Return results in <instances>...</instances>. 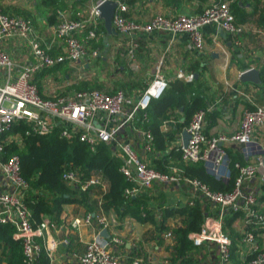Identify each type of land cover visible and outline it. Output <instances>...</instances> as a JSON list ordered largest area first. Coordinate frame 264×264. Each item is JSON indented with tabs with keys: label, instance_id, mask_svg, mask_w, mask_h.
Returning a JSON list of instances; mask_svg holds the SVG:
<instances>
[{
	"label": "built area",
	"instance_id": "1",
	"mask_svg": "<svg viewBox=\"0 0 264 264\" xmlns=\"http://www.w3.org/2000/svg\"><path fill=\"white\" fill-rule=\"evenodd\" d=\"M104 1L96 0L90 7L71 6L74 16L58 20L49 38L38 33L29 17L6 12L0 7V224L14 228L13 238L22 243L23 264H38L42 251L46 252L50 264H56L59 245L68 241L51 234V230L57 227L55 221L37 222L34 218L27 203L32 187L22 174L21 158L17 153L5 158V146L13 142H7L10 134L15 135L17 141L20 136L48 135L57 127L60 128V137L84 142L92 151H96L101 143L111 147L113 156L122 160L120 171L130 183L124 191L126 197L135 196L140 189L156 184L187 185L191 194L189 205L201 200L203 208H209L204 212L200 230L190 232L189 238L195 246L205 242L216 244L220 264L232 262L233 238L226 226V217L238 213L232 226L239 223L241 230L237 238L241 247V264H264V207L260 202L264 154L258 153L264 149V141L258 139L256 132L264 129V105L254 103V109H246L240 128L232 135L209 136L205 127L210 108L196 111L186 127L190 133L188 145L184 146L182 141L177 147L181 150V161L172 160L167 171H160L140 157L133 142L124 139L122 133L128 126L144 123L151 102L159 99L168 88L170 81L161 69L139 94L124 89L108 92L93 88L62 91L49 97L44 95L45 91L37 81L38 73L63 64L83 68L85 63L89 65L103 56V49L92 47L91 42L105 36L99 30L103 19L98 9ZM115 1L118 4L113 24L120 38L117 54L132 64L137 58L139 36L144 33L164 31L173 37L185 33L189 36L188 49L201 51L205 46L202 31L205 26L220 27L235 37L245 28L237 21L232 5L246 0H209L201 13L174 17L158 13L148 21L130 15L131 0ZM262 4L264 6V0ZM9 41L24 46L32 60L21 62L15 59L7 45ZM124 46L125 49L120 51ZM57 48L59 51L55 52ZM56 76L65 82L67 75L60 70ZM178 77L191 81L194 74L181 70ZM15 126L22 127V130L10 133ZM142 138L143 151L153 152L155 138L152 131L142 129ZM236 145L244 146L246 159L255 153L259 154L258 160L246 163L237 160L232 164L228 147L235 149ZM200 161L218 180L228 182L236 172L233 189L216 191L198 177L188 175L183 165ZM256 178H259L257 184ZM62 179L69 187L82 191L105 185L102 173L92 171L84 178L81 169L73 162L63 165ZM81 224L90 225L94 236L82 253L74 254L75 264H145L142 257L129 259L123 251L124 240L120 236L110 233L106 238L100 235L103 228H109L106 216L90 211L83 218L76 217L72 221L74 227ZM166 236L171 238L174 234L168 231Z\"/></svg>",
	"mask_w": 264,
	"mask_h": 264
},
{
	"label": "crops",
	"instance_id": "2",
	"mask_svg": "<svg viewBox=\"0 0 264 264\" xmlns=\"http://www.w3.org/2000/svg\"><path fill=\"white\" fill-rule=\"evenodd\" d=\"M65 1L68 4L69 0ZM27 2L28 0H0V7L6 12L32 19L42 37L43 35L51 36L52 27L56 23L50 22L48 17L55 11L59 12L57 22L64 17L74 16V10L71 6L62 8V10H54L46 7L42 0H35L33 1L35 6L31 9ZM89 2L90 7L95 4L96 0H89ZM208 2L209 0H131L130 15L140 21H148L158 13L171 17L180 14H197L205 9ZM239 4L243 10L238 11L241 17L240 19L236 17V19L239 23L244 24V31L235 37L220 27L207 25L202 29L205 36V46L201 51L188 49L189 36L185 33L173 37L164 31H154L139 36V49L134 64L117 54L116 46L120 42L118 35H110L107 32L105 35L107 45L103 49V53L116 56L115 60L119 57L124 62L120 68L119 63H117V67L121 76L120 81H130L134 85L132 88L126 87V90L130 91L129 93L139 94L142 92L144 90L141 88L142 86L135 85L137 83H139L138 85H148L158 69H161L170 82L181 79L178 77L181 70L186 74H194V71L198 69L199 72L194 77L199 78V84L204 90L203 95L207 102L206 107L210 108L206 116V133L209 136L232 135L240 128L246 109H254L255 104L264 105V83L254 84L243 82L240 79L241 72L249 67L264 69V6L262 0H246L239 2ZM102 24L104 21L100 22L99 27ZM7 45L12 56L18 61L32 60L27 49L16 41H9ZM124 49L125 46L120 51ZM58 51L59 48L55 49V52ZM105 54L103 55L104 62L109 58ZM86 64L85 67L90 66V64ZM60 70V68H52L37 74V81L41 89L45 91L44 95L47 94L49 97L58 92L67 91L61 89L63 88L62 80L56 81L58 78L56 74ZM75 70H80V67L72 64L66 74L67 76H65L67 83L64 85L65 87L70 84V72ZM117 85L105 86V88L113 90ZM178 112L181 113V110ZM178 112L170 114L169 118L164 120L161 125V130L167 138V145L170 149L178 147L182 142V131L186 128H177L178 118L181 116ZM133 126L126 127L122 137L127 141H132L140 157L146 160L149 165H153V161L161 158L163 153L156 148L151 153H145L141 146L143 128L138 123L137 126ZM256 132L258 139L264 141V129L262 132ZM243 147L236 145L234 149L233 146H229V154L231 152L240 161L255 162L258 160L259 154L255 153L246 159ZM109 149L112 153L110 146ZM93 172L102 173L105 185L92 187L89 203L92 204L96 201L95 211L106 216L109 232L124 240L122 248L129 259L142 257L145 264H181V260L175 258V238L174 236L167 237L166 233L168 231L173 232L174 228L182 226L184 216L176 213L164 220L163 208L188 206L191 200L189 187L187 185L156 184L151 188L140 189L134 197L142 198L147 203V208L154 212L155 219L154 222L141 221L133 214H122L120 210L106 204L105 195L109 191L110 181L102 170H94ZM258 182L259 178H256L255 183ZM261 189L260 202L264 207V185L261 186ZM197 201L201 203V200ZM203 207V212L209 210L208 207L206 209ZM87 212H90L87 205L70 202L63 205L58 218L47 214L42 216L44 221L50 219L57 223V227L51 230L54 237L68 241V243L59 245L55 254L56 264H75L74 254L82 253L86 243L94 236V229L90 225L81 224L78 227L72 225L74 218H83ZM162 222L167 226L164 230L159 229ZM233 228L238 234L241 232L239 223H236ZM262 243L264 246V237H262ZM240 248L239 246V256ZM187 255L192 259V264H220L218 247L214 243L205 242L201 246H195ZM0 262L6 263L5 256L2 260L0 259ZM230 264H234L233 259ZM238 264H241V261Z\"/></svg>",
	"mask_w": 264,
	"mask_h": 264
},
{
	"label": "trees",
	"instance_id": "3",
	"mask_svg": "<svg viewBox=\"0 0 264 264\" xmlns=\"http://www.w3.org/2000/svg\"><path fill=\"white\" fill-rule=\"evenodd\" d=\"M70 1V0H69ZM73 7L85 5L88 0H71ZM42 3L46 7L58 8L68 7L65 0H43ZM236 17L240 19L239 10H243L239 2L232 5ZM59 12L55 11L48 17L50 22L57 23ZM100 32L107 35L105 25L99 28ZM92 47L104 49L106 47L105 36L98 41L91 42ZM103 59V56L98 59ZM120 66L124 62L117 58ZM61 69L67 74L70 69L68 64L58 65L54 69ZM198 69L194 71V75L198 73ZM261 79L264 83V69L260 70ZM135 84V82H133ZM137 83L135 86H142L145 89L146 84ZM128 82L120 81L113 90H107L105 86L99 82H83L75 87V90L98 88L108 92H115L119 89L126 90V87H133ZM127 91V90H126ZM203 89L199 84V78H193L191 81L176 79L169 83L168 88L159 99H154L148 109V119L144 123L138 122L143 129H150L155 138L154 148L163 153L161 158L153 161L152 167L167 171V165L171 160L181 161V150L177 147L168 148L167 138L161 130L164 120L168 119L170 114L178 112L181 116L178 118L177 128L187 127L194 115L200 109L206 108V100L203 95ZM130 92V91H128ZM142 118V114L140 115ZM182 119V120H181ZM22 130V127L15 126L11 132ZM5 136V135H4ZM13 153L19 154L22 164V174L30 182L32 190L29 193L27 203L32 210L33 216L37 222L42 220L44 214L58 218L62 211V207L66 203L78 202L89 207L91 212H95L96 201L90 204L91 189L82 191L69 187L62 179L63 165L66 162H73L79 167L83 173V177H88L94 170H102L110 181L109 191L105 195L106 204L120 210L122 214H133L141 221H155L154 212L147 208V203L139 197H126L125 188L130 186L125 175L120 171L122 160L112 155L109 146L101 143L96 151H92L90 147L79 140L70 141L60 137V128L57 127L48 135H30L25 137V146L20 148L17 143L13 142L5 146V158ZM232 164L237 159L232 155ZM240 161V160H239ZM246 163L245 161H240ZM183 164V163H182ZM188 175L198 177L207 183L213 190L230 191L234 187L236 172L232 178L226 182L216 179L213 175L206 172L202 161L188 163L183 165ZM182 214L183 224L173 229L175 245V258L181 260V264H192L193 261L187 255L193 249L194 243L189 238V233L199 231L204 220V212L201 203L198 201L193 206H185L182 208H163L164 220L173 214ZM239 216L238 213H232L226 217V226L230 228V234L233 238L232 259L234 264H238L240 260L239 245L236 240L239 234L233 228L232 224ZM167 226L161 223L159 229L164 230ZM14 228L9 224H0V259L1 255L5 256L6 264H23V247L20 241L13 238ZM38 264H50L49 257L45 251H42Z\"/></svg>",
	"mask_w": 264,
	"mask_h": 264
},
{
	"label": "rangeland",
	"instance_id": "4",
	"mask_svg": "<svg viewBox=\"0 0 264 264\" xmlns=\"http://www.w3.org/2000/svg\"><path fill=\"white\" fill-rule=\"evenodd\" d=\"M29 1L31 2L30 4H29ZM33 1H35V0H28V2H27L28 7H30L31 9H33L35 6ZM88 2H89V0L83 6L89 7L90 4H88ZM65 3H66V1H65ZM72 3L73 2L70 0L68 2V6L73 7ZM63 8H65V7H63ZM26 10H28V9H26ZM58 10H62V8H58ZM28 14H30V13H28ZM30 16H31V14H30ZM43 37L49 38L46 35H43ZM105 55H107L109 57L108 60H106V62H104L101 58L96 59L90 63L89 67L84 66L83 68H80V70H75L73 72H70V79H69L70 84L65 87L64 85H67V83L62 82L63 88H61V89L67 90V91H71L72 89L75 90V87L77 85L83 83V82H89L90 84H93V82H99V83H101L107 87L118 84L120 82V79H121V76L119 74L118 67H117L118 61L115 60L114 56H112V55L110 56V54H105ZM57 80L61 81L62 79L57 78L56 81ZM14 136L15 135L10 134L7 138V142L8 143H10L12 141L15 142L16 140H15ZM4 137H6V136H4ZM16 142L21 149L24 148L25 137L20 136ZM3 257H4V255H1V260ZM0 264H6V263L0 262Z\"/></svg>",
	"mask_w": 264,
	"mask_h": 264
},
{
	"label": "water",
	"instance_id": "5",
	"mask_svg": "<svg viewBox=\"0 0 264 264\" xmlns=\"http://www.w3.org/2000/svg\"><path fill=\"white\" fill-rule=\"evenodd\" d=\"M117 2L115 0H106L98 6L100 11V17L104 21L105 28L110 35H118V32L113 24V18L115 9L117 7ZM240 79L243 82H251L254 84H261V74L260 70L256 67H249L241 72ZM190 139V133L185 128L182 131V141L183 145L187 146ZM258 153L264 154V149H261ZM262 165L264 167V159L262 160ZM100 235L106 238L110 237V232L107 228H103Z\"/></svg>",
	"mask_w": 264,
	"mask_h": 264
}]
</instances>
